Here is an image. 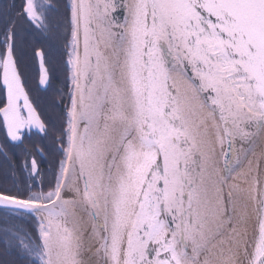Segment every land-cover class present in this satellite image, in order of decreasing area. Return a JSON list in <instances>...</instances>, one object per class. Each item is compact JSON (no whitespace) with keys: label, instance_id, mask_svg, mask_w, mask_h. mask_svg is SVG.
<instances>
[{"label":"snow or ice","instance_id":"6c2138e0","mask_svg":"<svg viewBox=\"0 0 264 264\" xmlns=\"http://www.w3.org/2000/svg\"><path fill=\"white\" fill-rule=\"evenodd\" d=\"M14 8L0 125L21 144L51 135L60 158L47 190L0 176V264H264V0H68L62 22L54 0H23L40 85L64 58L58 128L30 97Z\"/></svg>","mask_w":264,"mask_h":264},{"label":"trees","instance_id":"16d2710c","mask_svg":"<svg viewBox=\"0 0 264 264\" xmlns=\"http://www.w3.org/2000/svg\"><path fill=\"white\" fill-rule=\"evenodd\" d=\"M57 5V11L51 13L53 21L62 22V18L65 14V6L68 0H54ZM16 10L13 9L12 19L17 21V26L21 30V48H22V71L28 80V89L30 97L37 107V111L41 114L42 119L46 122L51 121L55 123L56 127L60 126V111L57 107L60 103V91L67 92L68 85L64 83L65 80V65L64 58L59 52H54L51 59L46 57L45 65L48 67L49 74L51 76V88L46 91H42L38 86V79L40 70L38 68V60L34 55V50H39L45 46L43 38L40 35L38 29L31 27L27 22L21 20L15 15ZM63 103H68L67 95L63 97ZM51 138L52 136L49 135ZM53 141V140H52ZM55 165V171L57 169ZM9 226L14 230L19 228L21 234L32 235L35 233V221L30 217L19 216L14 217L9 221ZM5 248V240L3 234L0 233V252Z\"/></svg>","mask_w":264,"mask_h":264},{"label":"flooded vegetation","instance_id":"af4514ba","mask_svg":"<svg viewBox=\"0 0 264 264\" xmlns=\"http://www.w3.org/2000/svg\"><path fill=\"white\" fill-rule=\"evenodd\" d=\"M22 3L23 0H0V4H8L9 6L14 4V9L16 11L19 10V7ZM2 31L3 24L0 23V32ZM37 60L39 68L38 57ZM38 86L39 89H41L39 85V79ZM0 99H3V97H0ZM0 145L4 146V152H7L8 154L6 157L0 153V176H3V174L8 171L9 167H15L17 173L23 179L30 180L35 190H40L41 186L45 190L48 189L49 185L54 179L55 174L57 173V169L55 171V165L60 158L54 151L53 141L50 136L45 137L42 133L31 131L30 133H26L24 141L21 144L19 142H12L10 138L7 137L6 128L0 125ZM30 158H35L38 167V174L32 177H29L27 171L22 167L25 161L29 160Z\"/></svg>","mask_w":264,"mask_h":264},{"label":"water","instance_id":"95a60500","mask_svg":"<svg viewBox=\"0 0 264 264\" xmlns=\"http://www.w3.org/2000/svg\"><path fill=\"white\" fill-rule=\"evenodd\" d=\"M114 15H115L117 18H121L122 15H123V13L118 11V12L115 13ZM39 85H40V84H39ZM40 88H41L42 90H47V88H45V87L42 86V85H40ZM31 131L38 132L36 129H32Z\"/></svg>","mask_w":264,"mask_h":264}]
</instances>
